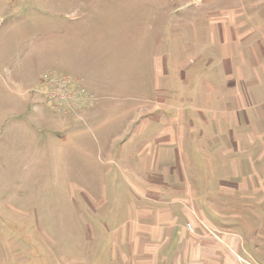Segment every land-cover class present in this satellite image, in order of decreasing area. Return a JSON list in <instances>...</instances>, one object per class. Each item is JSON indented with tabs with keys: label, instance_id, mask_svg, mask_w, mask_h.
<instances>
[{
	"label": "rangeland",
	"instance_id": "374dc122",
	"mask_svg": "<svg viewBox=\"0 0 264 264\" xmlns=\"http://www.w3.org/2000/svg\"><path fill=\"white\" fill-rule=\"evenodd\" d=\"M230 41L246 80L261 78L254 92L264 100V0H0V264H140L117 249L138 192L125 167L141 174L144 142L180 129L170 122L178 113L198 131L223 116L233 102ZM46 71L70 77L92 100L55 108ZM238 192L223 211L228 234L198 216L188 230L234 238L239 248L214 256L222 264H239L238 255L264 263V182ZM195 260L187 264H208Z\"/></svg>",
	"mask_w": 264,
	"mask_h": 264
},
{
	"label": "crops",
	"instance_id": "0c3cea01",
	"mask_svg": "<svg viewBox=\"0 0 264 264\" xmlns=\"http://www.w3.org/2000/svg\"><path fill=\"white\" fill-rule=\"evenodd\" d=\"M228 45L232 50V41ZM232 54L237 55L233 50L227 52L225 61L228 64L227 76L232 74L234 77V82H230L229 86L233 102L222 112L223 116L207 117L208 128L204 127L200 131V127L186 124L185 113H178L177 119L168 117L170 122L178 121L182 127L177 131L173 129L168 136L162 132L155 142H144L143 153L139 159L135 158L142 168L141 174H138L132 162L125 167L132 176L131 182H137L134 188L138 192L134 193L129 207L133 222L123 229L126 238L130 236L133 241L128 242L124 238L125 243L117 246L120 252L121 248L123 250L121 255L125 252L123 259L137 256L140 264H182V260L187 264L191 260L206 259L208 264H222L215 255L220 252L222 256L229 254V246L232 249L239 248L232 237L225 236V242H217L211 233L200 238L199 232H191L187 227L191 222L196 229L194 219L197 220L198 216L222 238L230 228L228 223L222 221L223 211H227L231 201L239 202L234 193L244 192L249 182H264V100L257 99V93L254 92L258 89L256 82L259 81V86H263V82L260 77L254 82L247 81L244 61L242 64L240 60L235 61ZM244 86L250 89L249 95L243 91ZM245 95L252 100L251 103H247ZM163 116H168V113L163 112L158 117L162 119ZM227 126L228 135L225 133ZM193 129H196L195 136ZM213 131L225 137L220 140ZM130 144H133L132 141ZM230 163L233 167H229ZM219 167L221 171H218ZM211 182H218L213 190L217 204L210 198L213 194ZM260 200L259 210L263 204ZM237 208L232 210L237 212ZM237 216L240 217V212ZM233 234L241 240L239 232ZM251 234L262 233L251 231ZM139 235H144L142 244L136 237ZM186 238H192L195 243H189L190 239L186 241ZM206 239L209 242L206 243ZM260 241L258 238L256 243ZM240 246H243L242 250L245 249L243 241ZM202 247L205 253L197 254L198 250L202 251Z\"/></svg>",
	"mask_w": 264,
	"mask_h": 264
},
{
	"label": "built area",
	"instance_id": "2783aa9c",
	"mask_svg": "<svg viewBox=\"0 0 264 264\" xmlns=\"http://www.w3.org/2000/svg\"><path fill=\"white\" fill-rule=\"evenodd\" d=\"M42 82L47 88L49 102L57 109L76 108L82 104L88 105L92 100L89 93L83 88L76 86L73 80L57 71H46L42 74ZM192 230L191 222L187 224ZM239 264H264L248 255H238Z\"/></svg>",
	"mask_w": 264,
	"mask_h": 264
}]
</instances>
